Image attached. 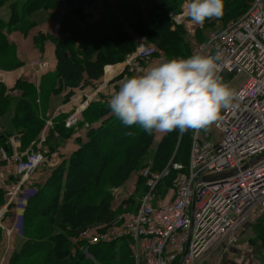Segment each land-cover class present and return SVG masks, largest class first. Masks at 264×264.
Returning a JSON list of instances; mask_svg holds the SVG:
<instances>
[{"label":"trees","instance_id":"1","mask_svg":"<svg viewBox=\"0 0 264 264\" xmlns=\"http://www.w3.org/2000/svg\"><path fill=\"white\" fill-rule=\"evenodd\" d=\"M61 2L0 0V6L10 5V19L0 26L2 30H18L26 34L35 25L49 21ZM68 2L71 11L62 18L64 37L52 38L56 46L57 68L54 73L43 76L40 93L33 84L20 81L17 88L22 91V97H0L1 113L4 105L15 108L12 127L22 135V152L38 138L40 140L45 127L41 118L42 105L37 103V99L41 95L47 97L69 90L68 101L75 89H79V94L91 93L102 79L106 66L123 62L136 50V36L145 38L166 59L188 58L191 52L195 53L184 32L178 27L172 29L170 13H179L185 0H120L114 6L106 5L97 20L92 18V13L85 11V7L93 5L96 0ZM246 8V0H224L221 23L231 21L230 25L247 12ZM157 17L160 23L156 25ZM216 20L221 19L212 18L203 24L212 27ZM1 31L0 67L9 70L18 64L14 62L11 46ZM109 96L100 92L98 100L89 105L78 125L66 128L65 121L69 115L61 114L46 132L44 144L56 137L61 140L74 138L78 148L65 163L53 170L44 184L32 181L38 170L26 184L31 191L24 214L26 243L24 249L11 259V264H101L99 261L102 264H135L130 238L98 244L94 253L99 261L87 259L78 250L75 240L88 228L103 230L121 218L123 208L113 207L111 191L129 179L140 181L141 171L147 167L145 164L149 158L156 164L153 172H162L170 163H181L187 167L194 131L181 133L174 130L155 143L156 132L148 134L138 125L129 127L122 123L110 109ZM82 128H85L84 136L79 132ZM11 136L9 130L0 135L1 149L7 150L9 155L13 154L11 146L7 145ZM185 172L171 167L155 194L165 181L174 184L177 177ZM142 179L139 184H144L146 195L149 187L147 179ZM177 263L180 264L179 258Z\"/></svg>","mask_w":264,"mask_h":264},{"label":"built area","instance_id":"2","mask_svg":"<svg viewBox=\"0 0 264 264\" xmlns=\"http://www.w3.org/2000/svg\"><path fill=\"white\" fill-rule=\"evenodd\" d=\"M252 1L243 16L223 30L210 32L195 49V53L222 54V78L242 77L236 106L223 110L222 119L213 124L216 139L206 142L201 130L194 131L187 167L170 163L162 172H153L150 166L143 169L141 175L147 179L149 190L137 213L103 230H85L81 237L89 245L130 238L135 264H173L182 259L189 244L183 264H213L218 251L227 252L239 244L243 232L264 217V163L241 170L245 163L264 154V0ZM157 52L153 45H139L127 57L125 69L131 75L142 74ZM32 65L41 68L47 63L36 61ZM97 95L77 94L81 103L67 117L66 128L83 121V113ZM52 127L53 120H46L37 148L29 149L24 157L4 155L7 163L15 165L18 178L10 181L8 168L0 164V184L6 197L0 211V229L6 209L14 208L19 211L15 225L21 231L29 197L26 184L39 168L53 165V155L43 148L46 132ZM170 166L186 172L174 182V199L160 204L155 192L169 175ZM229 170L238 174L202 181Z\"/></svg>","mask_w":264,"mask_h":264},{"label":"clouds","instance_id":"3","mask_svg":"<svg viewBox=\"0 0 264 264\" xmlns=\"http://www.w3.org/2000/svg\"><path fill=\"white\" fill-rule=\"evenodd\" d=\"M224 0H185L184 15L194 24L223 15ZM215 56L193 53L188 58L160 61L142 74L126 77L108 101L126 126L138 125L148 134L174 130H206L236 106L238 94L223 81Z\"/></svg>","mask_w":264,"mask_h":264},{"label":"crops","instance_id":"4","mask_svg":"<svg viewBox=\"0 0 264 264\" xmlns=\"http://www.w3.org/2000/svg\"><path fill=\"white\" fill-rule=\"evenodd\" d=\"M120 0H96L91 6H86L85 11L87 14L92 13L94 20L101 17L103 9L106 5L114 6ZM10 5L0 6V24L7 23L10 19ZM71 11V6L68 0H62L61 4L54 11L52 18L49 21L35 25L33 28L28 30L26 34L21 31H7L5 28L1 33L6 36L9 45L11 46L10 51L13 52V60L18 66L12 69H5L0 67V97L8 96L12 99L22 97L23 93L17 88L20 81L33 84L38 93L41 91V82L43 76L48 73H54L57 68L56 58V46L52 38H62L63 22L62 18ZM44 37V38H43ZM51 37V39H47ZM1 56V53H0ZM43 61L47 65L45 67H34L33 62ZM112 68L108 69L107 68ZM120 66L117 68L119 69ZM106 68L107 77L110 78L112 74L117 71L116 67L108 66ZM125 77L122 78V80ZM99 82V81H98ZM97 82V83H98ZM118 84L108 85L103 93L106 96L118 91ZM69 90L62 94H51L49 96L41 95L37 99V103L40 102L42 105L43 114L41 115L42 120H53V124L56 123V118L61 115H70L73 109L78 104L77 94L80 93L79 89L74 90V94L67 101V94ZM88 94V93H87ZM80 95V94H79ZM76 97V98H75ZM110 97V96H109ZM41 99V101H39ZM15 116V108L13 106L7 107L4 105V112L0 111V135H5L7 130L12 132V136L7 145H10L13 154L9 155L4 149H1L0 145V164L5 168H8V179L15 181L18 178L16 173V167L13 163H7L4 160V155L12 157L15 154H19L21 157L25 156L26 152L31 148H37L39 138L36 142L32 143L24 152L21 151V137L22 135L15 132L12 127V120ZM83 135L84 129L79 130ZM84 136V135H83ZM16 137L19 141H15ZM43 148L51 155H53V165H45L44 169H38L37 174L33 177V182L42 185L51 176L53 170L65 163L69 157L77 150L78 143L74 138H68L61 140L60 137L51 139L49 143H45ZM6 205V197L4 194V187L0 184V211ZM19 211L14 208H7L3 216V227L0 229V264H11V259L15 254L20 253L25 246L26 239L22 231H20L15 223L16 217ZM264 219V217H263ZM244 235V234H243Z\"/></svg>","mask_w":264,"mask_h":264},{"label":"rangeland","instance_id":"5","mask_svg":"<svg viewBox=\"0 0 264 264\" xmlns=\"http://www.w3.org/2000/svg\"><path fill=\"white\" fill-rule=\"evenodd\" d=\"M252 0H246V5H247V10L252 6ZM185 3V2H184ZM183 3V4H184ZM104 10V9H103ZM10 15V12H9ZM171 21H172V29L175 30L178 27V30H181L184 32L185 39L186 41L190 44L192 51L195 52L197 42H200L203 39H206L209 35L210 32L212 31H217V30H223L227 28L229 25L228 23L231 22H226V23H221L223 21L224 16L222 15L219 17L221 19L220 21H214L212 24V27H208L205 24H194L190 21L189 18H187L184 15L183 12V6L182 9L179 13H170ZM240 18V17H239ZM238 18V19H239ZM158 17L155 19L154 23L156 24L157 22L160 23V21H157ZM236 21V20H235ZM157 25V24H156ZM136 48L139 47L141 44H147V45H152L151 43H148L145 38L142 36H136ZM193 52L190 53L192 55ZM165 56L163 53L159 51V53H156L154 60L151 64L147 66L150 67L154 64L159 63L162 60H165ZM178 59V58H177ZM126 60L127 58L116 65H108L112 67H119L117 68V71H115L114 74L110 78L107 77L106 74V68L104 69L103 77L102 79L94 86V89L92 92H88V94H80V95H91L93 93H96L99 95L100 92L104 91V89L112 84H118L122 80L123 77H131L132 75L128 73L126 67ZM223 81L228 83L230 87L235 89V91L240 87L241 82H242V77L239 78H232L231 76H224ZM98 95L95 97V100H98ZM83 102V101H82ZM81 103V101L78 102L76 107ZM76 107L73 109L75 110ZM86 127V126H85ZM85 131V128H84ZM166 133H155V143H158L161 138L165 135ZM195 134V133H194ZM202 139L206 142L208 141H213L216 139L217 134L215 133L213 129V125H211L208 129L206 130H201L200 133ZM194 138V137H193ZM193 143V141H192ZM191 152V150H190ZM147 167H151V169L154 167L156 168V164L154 163L152 158H149L148 162L145 164ZM144 166V167H145ZM143 167V168H144ZM145 167V168H147ZM44 169L45 167H41L40 169ZM144 168V169H145ZM153 171V169H152ZM157 173V172H156ZM137 178V177H136ZM143 178V177H142ZM141 178V179H142ZM140 179V181H141ZM138 181V182H137ZM134 180H128L124 184L115 187L112 189V205L115 209L122 207L123 208V213L119 216V220L116 223H121L125 222L128 218H130L131 215L135 214L136 211L139 210L140 204L144 198V184L142 183V186L139 184V180L137 179ZM143 181V179H142ZM174 184L172 181H165V183L162 184L160 187L159 191L157 192L156 201H158L160 204H164L167 202H170L174 199ZM34 193L36 192V189H34ZM5 194V191H4ZM29 196L31 195V191L28 190ZM28 204V200H27ZM27 208V205H26ZM26 211V209H25ZM25 211L23 212V223L21 225V231L24 234V214ZM115 223V224H116ZM98 227L94 228H88L90 231L97 230ZM87 230V229H86ZM85 231V230H84ZM83 232V231H82ZM81 232V233H82ZM81 233L75 240V244L77 245V248L80 252L84 254V256L87 259L90 260H97L96 254L94 253V249L97 248V245H89L86 240H84L81 237ZM244 234V235H243ZM239 244L233 246L230 248L229 251L223 252L222 250L218 251L214 257L213 264H264V219L261 221L256 222L255 224L251 225L250 227L247 228L245 232H243ZM120 242L117 243L119 245ZM121 245V244H120ZM97 253V252H96ZM178 260L176 259L173 264H178ZM181 262V259H180ZM99 263L102 264V262L99 261Z\"/></svg>","mask_w":264,"mask_h":264},{"label":"water","instance_id":"6","mask_svg":"<svg viewBox=\"0 0 264 264\" xmlns=\"http://www.w3.org/2000/svg\"><path fill=\"white\" fill-rule=\"evenodd\" d=\"M15 141L17 142V141H19V139L16 137ZM263 163H264V154L254 158L253 160H251L248 163H245L241 167V170L244 171V170L249 169V168H255L257 166H260ZM237 174H238L237 170H229V171H226L224 173L213 174V175L204 177L202 179V181L203 182H213V181H218V180H224V179L233 177V176H235ZM188 248H189V244H187V246H186L185 253H184V255H183L182 259H181L180 264H183L184 258H185L186 254L188 252Z\"/></svg>","mask_w":264,"mask_h":264}]
</instances>
